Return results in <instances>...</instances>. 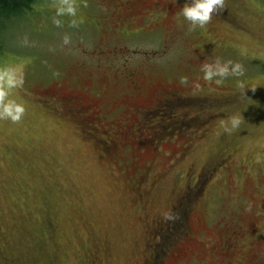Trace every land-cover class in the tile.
I'll return each instance as SVG.
<instances>
[{
    "label": "rangeland",
    "instance_id": "obj_1",
    "mask_svg": "<svg viewBox=\"0 0 264 264\" xmlns=\"http://www.w3.org/2000/svg\"><path fill=\"white\" fill-rule=\"evenodd\" d=\"M60 3L37 0L1 36L25 113L0 119V264H153L175 250L171 264H264V0H224L195 29L191 0H73L75 17H57ZM217 60L244 75L205 80ZM171 94L182 102L135 115ZM137 136L152 152L131 148Z\"/></svg>",
    "mask_w": 264,
    "mask_h": 264
},
{
    "label": "clouds",
    "instance_id": "obj_2",
    "mask_svg": "<svg viewBox=\"0 0 264 264\" xmlns=\"http://www.w3.org/2000/svg\"><path fill=\"white\" fill-rule=\"evenodd\" d=\"M224 0H191V3L183 7L181 15L191 23L192 29L196 27H205L213 18L214 13L223 8ZM77 14V5L73 0H61L60 6L57 9L56 16H72ZM59 26V19L53 20ZM75 23V21H73ZM65 43H68V38L65 37ZM204 79L211 81L216 77V83H221L224 78L229 76L240 77L244 75V68L239 63L228 61L221 63L217 60L214 64H204L202 68ZM23 83L22 77H17L15 70L11 68L0 69V119H10L13 122H18L22 119L25 113V107L14 100L9 99L10 90L20 86ZM244 88L245 85L241 82L239 85ZM255 91L256 88H249ZM244 121L241 113L231 116L224 124L225 132H232L238 129Z\"/></svg>",
    "mask_w": 264,
    "mask_h": 264
},
{
    "label": "flooded vegetation",
    "instance_id": "obj_3",
    "mask_svg": "<svg viewBox=\"0 0 264 264\" xmlns=\"http://www.w3.org/2000/svg\"><path fill=\"white\" fill-rule=\"evenodd\" d=\"M110 42H111V40H110ZM110 46L111 45H109V47ZM108 50H109V48H108ZM94 53L97 54V55H105L106 54L104 48L102 50H100V51L95 50ZM94 57H97V56L95 55ZM118 73L121 74L120 71ZM103 75H104V73H103ZM105 77L104 76L101 77V82H104ZM130 86H131V89H133L135 91L137 90V86H136V83L135 82L134 83L131 82L130 83ZM182 100H183L182 97H178L175 94H171V97L169 99H166L165 97L162 96L161 98H159L158 101H154V103H156L154 105V103L151 102L150 97H147L145 99V101L143 102V105L145 107L137 109V113H135V115H138L139 116L141 114V116H142L143 113H146V112H148L150 110H153V108L155 106L157 107V106L163 105L164 107H169V104L170 103L180 104L182 102ZM95 103H96V100H94L89 106H86V104H84L85 110L88 111L89 113H91L92 110L95 107ZM134 124L136 125V124H138V122H135ZM138 138H139V136H137L136 138H134L133 140H131V144H132V147L131 148H133V150L136 151V148L138 146L141 147L143 145V146H146V147L149 148V152L150 151L152 152V150H150V147L148 146V144L151 143V138L148 137L145 141L138 140ZM121 140H124V139L122 138V139H120V141H117L116 140L115 143H112V146L108 150H110V151L111 150L122 151L121 149H125V147H126L125 142L124 143L123 142L121 143ZM120 143H121V145H120ZM140 143H142V144L139 145ZM110 151H106V152H110ZM147 151H148V149L146 148V154L148 153ZM157 153H159V152H153V154H155V155ZM137 158H139V157H137ZM135 167H136V165H135ZM148 168H149V166H148ZM237 233H239V236H241V232L239 230H235V231L232 232L233 236H236ZM236 241H237V238L234 241L222 242L221 249L223 251V256L222 257H223L224 260H225V258H230V257H232L234 255V251H235V249L237 247ZM175 251H176V253H173L174 251L173 252H170V255L167 256L164 260L161 259L162 256L164 255V252H162L161 254H158L157 253V256L153 254L152 255V257H153V264H166L167 261H169V263L171 264L172 262L178 261L181 258V252L180 251H177V250H175ZM253 257L254 258H252V261H253L252 264H262L259 261V259H258V257L256 255H254ZM195 264H203V262L199 261L198 263H196V261H195Z\"/></svg>",
    "mask_w": 264,
    "mask_h": 264
},
{
    "label": "trees",
    "instance_id": "obj_4",
    "mask_svg": "<svg viewBox=\"0 0 264 264\" xmlns=\"http://www.w3.org/2000/svg\"><path fill=\"white\" fill-rule=\"evenodd\" d=\"M37 0H0V44L1 36L17 17L28 12Z\"/></svg>",
    "mask_w": 264,
    "mask_h": 264
}]
</instances>
